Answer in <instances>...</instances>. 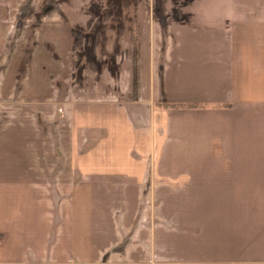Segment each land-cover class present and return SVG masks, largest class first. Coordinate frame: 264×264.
<instances>
[{"label":"crops","instance_id":"0c3cea01","mask_svg":"<svg viewBox=\"0 0 264 264\" xmlns=\"http://www.w3.org/2000/svg\"><path fill=\"white\" fill-rule=\"evenodd\" d=\"M0 264H264V0H0Z\"/></svg>","mask_w":264,"mask_h":264}]
</instances>
